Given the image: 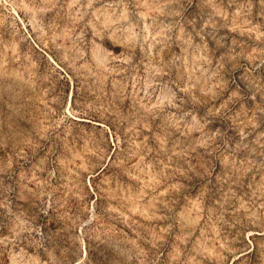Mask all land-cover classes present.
I'll use <instances>...</instances> for the list:
<instances>
[{
    "label": "rangeland",
    "instance_id": "obj_1",
    "mask_svg": "<svg viewBox=\"0 0 264 264\" xmlns=\"http://www.w3.org/2000/svg\"><path fill=\"white\" fill-rule=\"evenodd\" d=\"M0 264H264V0H0Z\"/></svg>",
    "mask_w": 264,
    "mask_h": 264
}]
</instances>
